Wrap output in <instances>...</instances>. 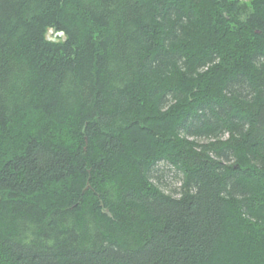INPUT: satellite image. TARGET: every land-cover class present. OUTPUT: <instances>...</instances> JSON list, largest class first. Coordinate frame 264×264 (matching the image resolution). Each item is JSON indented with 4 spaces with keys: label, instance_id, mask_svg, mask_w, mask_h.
I'll list each match as a JSON object with an SVG mask.
<instances>
[{
    "label": "trees",
    "instance_id": "1",
    "mask_svg": "<svg viewBox=\"0 0 264 264\" xmlns=\"http://www.w3.org/2000/svg\"><path fill=\"white\" fill-rule=\"evenodd\" d=\"M0 264H264V0H0Z\"/></svg>",
    "mask_w": 264,
    "mask_h": 264
},
{
    "label": "rangeland",
    "instance_id": "2",
    "mask_svg": "<svg viewBox=\"0 0 264 264\" xmlns=\"http://www.w3.org/2000/svg\"><path fill=\"white\" fill-rule=\"evenodd\" d=\"M168 168L169 167L164 168L165 176H164V180H163V185H161V187L164 190L169 192V190H172L171 188L179 185L180 183H179V181H177V179H175V176L173 177V174L168 175V172H167ZM166 186H168V187H166Z\"/></svg>",
    "mask_w": 264,
    "mask_h": 264
},
{
    "label": "water",
    "instance_id": "3",
    "mask_svg": "<svg viewBox=\"0 0 264 264\" xmlns=\"http://www.w3.org/2000/svg\"><path fill=\"white\" fill-rule=\"evenodd\" d=\"M46 37L48 40H51L54 42H58V41H60V39H62V40L67 39V35L64 31H54V29H49ZM105 211H107V210H105Z\"/></svg>",
    "mask_w": 264,
    "mask_h": 264
}]
</instances>
